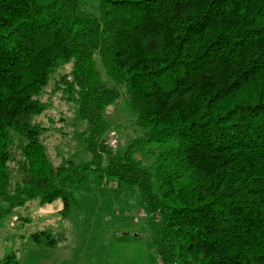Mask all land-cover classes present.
<instances>
[{
  "label": "trees",
  "instance_id": "trees-1",
  "mask_svg": "<svg viewBox=\"0 0 264 264\" xmlns=\"http://www.w3.org/2000/svg\"><path fill=\"white\" fill-rule=\"evenodd\" d=\"M65 64L92 159L55 166L35 119ZM123 89L142 137L114 155L104 113ZM147 146L151 167L135 158ZM91 170L137 188L162 264H264V0H0V221L34 198L68 212Z\"/></svg>",
  "mask_w": 264,
  "mask_h": 264
},
{
  "label": "rangeland",
  "instance_id": "rangeland-1",
  "mask_svg": "<svg viewBox=\"0 0 264 264\" xmlns=\"http://www.w3.org/2000/svg\"><path fill=\"white\" fill-rule=\"evenodd\" d=\"M96 69L107 87H115L99 56ZM71 71L72 64L56 69L41 95L47 110L35 119L36 124L45 128L42 140L55 166L70 161L82 164L92 159L81 141L87 125L78 117V106L64 98L61 79ZM125 96L123 89L121 98L104 113L108 124L104 138L114 155L123 153L130 143L142 137ZM22 145L16 139L11 148V193L23 179ZM136 151L135 158L144 166L154 164L158 153L155 146ZM118 184L116 178H102L91 170L83 183L71 186L76 203L68 212L64 213L61 199L42 205L40 198L8 212L0 221V264L13 255L17 264H162L151 246L156 226L144 210L137 188ZM8 207L0 200V210ZM37 233L43 235L39 237L40 243L34 240Z\"/></svg>",
  "mask_w": 264,
  "mask_h": 264
}]
</instances>
